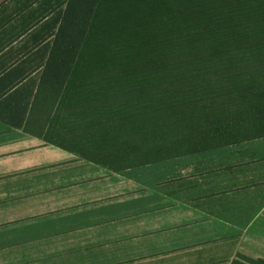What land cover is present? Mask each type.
Segmentation results:
<instances>
[{"label": "crops", "instance_id": "obj_1", "mask_svg": "<svg viewBox=\"0 0 264 264\" xmlns=\"http://www.w3.org/2000/svg\"><path fill=\"white\" fill-rule=\"evenodd\" d=\"M66 2L0 0V264L263 259L264 18L78 58L54 92Z\"/></svg>", "mask_w": 264, "mask_h": 264}, {"label": "trees", "instance_id": "obj_2", "mask_svg": "<svg viewBox=\"0 0 264 264\" xmlns=\"http://www.w3.org/2000/svg\"><path fill=\"white\" fill-rule=\"evenodd\" d=\"M259 18H264V0H67L42 80L55 92L78 58ZM241 261L232 264H249Z\"/></svg>", "mask_w": 264, "mask_h": 264}, {"label": "rangeland", "instance_id": "obj_3", "mask_svg": "<svg viewBox=\"0 0 264 264\" xmlns=\"http://www.w3.org/2000/svg\"><path fill=\"white\" fill-rule=\"evenodd\" d=\"M260 240L263 241V244L258 245L259 248H258V250H256V252H257V255H261V257L263 258L262 260H264V238L260 239ZM241 260H242L241 262H243V263L247 262L249 264H262L261 262H259L258 260H255V259H246V258L244 259V258H242Z\"/></svg>", "mask_w": 264, "mask_h": 264}]
</instances>
